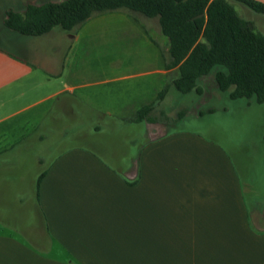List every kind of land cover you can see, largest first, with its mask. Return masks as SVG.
<instances>
[{
  "label": "crops",
  "instance_id": "0c3cea01",
  "mask_svg": "<svg viewBox=\"0 0 264 264\" xmlns=\"http://www.w3.org/2000/svg\"><path fill=\"white\" fill-rule=\"evenodd\" d=\"M60 1L0 0V42L20 51L0 43V264H264V126L236 160L203 133L134 122L177 77L165 67L168 43L157 47L159 86L116 111L113 91L67 83V62L109 57L96 40L60 28L24 36L4 25L9 11ZM250 11L245 20L264 35V15ZM105 121L124 135L138 131L139 143L119 151L100 142Z\"/></svg>",
  "mask_w": 264,
  "mask_h": 264
},
{
  "label": "trees",
  "instance_id": "16d2710c",
  "mask_svg": "<svg viewBox=\"0 0 264 264\" xmlns=\"http://www.w3.org/2000/svg\"><path fill=\"white\" fill-rule=\"evenodd\" d=\"M233 1L264 15L261 2ZM119 10L157 19L167 39L165 67L178 71L159 93L158 102L164 100L170 87L183 95L195 93L201 97L204 90L198 84L200 79L215 70L220 92L233 100L264 103V35L237 13L230 0H62L29 4L22 14L9 11L4 25L18 34L38 37L55 28L74 32L95 14ZM156 108L157 104L144 106L133 121L164 123L167 116L161 111L158 118ZM184 116L179 114L180 118ZM43 177L38 180V188Z\"/></svg>",
  "mask_w": 264,
  "mask_h": 264
},
{
  "label": "rangeland",
  "instance_id": "374dc122",
  "mask_svg": "<svg viewBox=\"0 0 264 264\" xmlns=\"http://www.w3.org/2000/svg\"><path fill=\"white\" fill-rule=\"evenodd\" d=\"M230 2L243 19L254 14L239 2L233 0ZM129 15L135 16L138 21L134 22ZM155 20L153 25L156 24V27L149 28V23ZM84 24L83 27L77 29L80 32V37L85 40H96L95 50L107 52L104 54L109 57L104 58L100 56L99 52H95L88 58L96 59L95 62H67V76L72 78L70 80L67 78V83L75 84L81 90H105L108 95L113 91L115 111L134 94L138 93L137 96H139L142 90H148V92L145 91L147 97L157 88V85L159 86L154 72L162 68L163 63L156 59L157 47L167 46L168 42L160 29L158 30L157 19H149L140 14H130L127 10H119L95 14ZM126 24H131V26L121 27ZM257 25L258 29H261L259 24ZM260 25H262L261 22ZM1 45L15 53H20L10 45L5 43H1ZM119 52L123 54V57H118ZM164 53L165 51L162 52V56L165 59ZM215 73L216 71L213 70L200 79L198 84L204 90L201 97L195 93L183 95L174 87H170L164 100L157 103V117L161 118L159 112L163 111L167 116V120L163 123L165 127L172 130L190 129L219 139L236 155V160L238 155L241 160H244L245 155L250 153L249 150L252 147L250 143L252 135L262 131L261 127L264 126V107L248 111L239 106L238 102L243 101L242 104H244L249 101L246 99L233 100L227 93L220 92L215 80ZM165 87L166 85L163 89ZM250 103L253 106L257 105L253 101ZM211 109L213 111L208 112ZM199 112H202V115L196 118V114ZM180 113H184L185 116L180 118ZM249 119L251 121H247ZM103 124L105 125L102 130L104 134L97 138L100 142H113L114 147H117L119 151L124 150L123 145L127 142H134L133 145H137L138 131L131 135H124L116 125L112 129L106 125V121ZM244 141L245 143H243ZM88 142L90 141L88 140ZM81 143H86V140L81 139ZM131 146L132 144L129 145V148ZM50 160V158L44 159V166ZM34 193L36 194V188ZM36 210L35 208V214H38Z\"/></svg>",
  "mask_w": 264,
  "mask_h": 264
}]
</instances>
